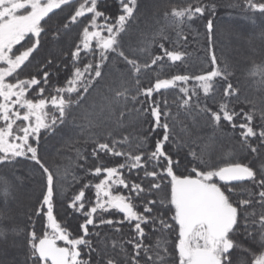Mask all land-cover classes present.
Masks as SVG:
<instances>
[{
  "label": "snow or ice",
  "instance_id": "obj_1",
  "mask_svg": "<svg viewBox=\"0 0 264 264\" xmlns=\"http://www.w3.org/2000/svg\"><path fill=\"white\" fill-rule=\"evenodd\" d=\"M111 6L0 0V166L30 162L39 175L23 221L0 210V264H264V59L245 70L242 95L214 51L215 0H156L148 30L133 25L139 0ZM228 7L264 29V0ZM205 16L209 67L192 74L185 33ZM44 37L62 55L33 64ZM205 128L212 134L180 138ZM45 134L74 156L46 160ZM224 139L235 143L217 156ZM13 192L0 181L5 206ZM58 204L80 214L75 235ZM9 249L23 260H8Z\"/></svg>",
  "mask_w": 264,
  "mask_h": 264
},
{
  "label": "trees",
  "instance_id": "obj_2",
  "mask_svg": "<svg viewBox=\"0 0 264 264\" xmlns=\"http://www.w3.org/2000/svg\"><path fill=\"white\" fill-rule=\"evenodd\" d=\"M140 2V12L137 14L139 22H133L134 28L148 30L153 25H151L150 20L147 17L151 16V13L156 8V0H139ZM217 4L216 14L213 17L215 20V30L213 35L214 51L218 59L222 63H227L236 70V79L232 82L234 84L238 83L242 89V95H251V90L249 88V81L245 77V70L250 66L253 61L257 63L264 59V36L261 35L262 29L260 20L257 18L256 24L254 25L250 19L245 17L238 8L228 7L229 4L235 3L236 0H215ZM161 5L167 3V0H160ZM109 9L106 14H110L114 9L111 6V0H109ZM118 6V5H117ZM207 16L203 19H199L195 24L191 25V31L186 32L187 43L184 50H186L190 56L187 61L188 70L192 74H199L201 71L209 67V60L205 59L207 50V40L205 36L204 24L207 23ZM76 30H73L72 35H75ZM50 37L43 38V47L36 54V60L33 64L42 58H46L48 53L52 52L57 58L62 54L57 50L60 46L53 45L49 43ZM159 43V41H157ZM65 50L67 49V44L64 45ZM166 47L170 45L166 44ZM159 48L156 47L153 54H157ZM86 62V61H85ZM183 67V66H181ZM33 70L34 69H29ZM178 69H172L171 72L166 70L162 76H167L177 72ZM183 74V73H181ZM66 78V73L63 71V65H61V71L59 76H53L52 86H60L64 83ZM146 83V81H145ZM49 93L46 92L45 96ZM171 99V96L169 97ZM49 111L51 108L49 107ZM175 112V108H173ZM183 117H181L182 119ZM212 134V129L205 128L203 131L197 129H192L191 137H186L183 133H180L181 139L194 138L196 136L207 137ZM229 136L232 135L231 132L228 133ZM49 134H45L42 140V155L50 163L56 161L61 162V155H73L74 152L71 149L65 148L63 141L61 140L59 134L48 138ZM238 137V133H237ZM203 141H201L202 143ZM235 140L229 141L224 139L218 142L217 156L222 153L229 151ZM195 150H199V144L193 145ZM58 150L60 154L58 155ZM90 150V149H89ZM187 151V149H185ZM22 159V158H19ZM191 159V157H189ZM192 165H188L190 169ZM179 172H184V165L181 164ZM82 174V173H81ZM7 180L14 186L13 198H10L7 205L5 206L4 201L0 198V210H4L7 215L14 216L16 222L23 221L24 213L27 209L32 206L35 199V193L39 188V175L32 171L31 163H24L20 165L12 166H0V181ZM87 182V181H85ZM93 183L98 182V180H93ZM78 190V189H77ZM88 195L94 201L95 194L94 191L88 193ZM54 214L58 216L60 222L66 226L69 231L73 232L75 235L78 230L79 223L82 222V218L79 213H72L71 210L66 209L63 205H57L54 210ZM108 218V217H105ZM119 219L120 217H114ZM43 229H41V232ZM106 231H111L106 229ZM124 232L128 234V228L125 226ZM11 239V238H10ZM62 246V245H61ZM7 247V245H0V248ZM17 259L22 261L24 258L23 249H9L7 259Z\"/></svg>",
  "mask_w": 264,
  "mask_h": 264
},
{
  "label": "rangeland",
  "instance_id": "obj_3",
  "mask_svg": "<svg viewBox=\"0 0 264 264\" xmlns=\"http://www.w3.org/2000/svg\"><path fill=\"white\" fill-rule=\"evenodd\" d=\"M60 245H62L63 246V242L61 241V242H58Z\"/></svg>",
  "mask_w": 264,
  "mask_h": 264
}]
</instances>
